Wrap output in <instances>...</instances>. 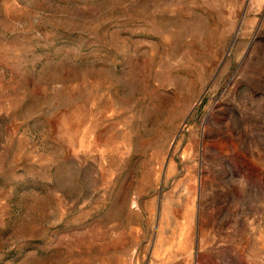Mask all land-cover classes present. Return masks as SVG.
Listing matches in <instances>:
<instances>
[{
    "label": "rangeland",
    "instance_id": "rangeland-1",
    "mask_svg": "<svg viewBox=\"0 0 264 264\" xmlns=\"http://www.w3.org/2000/svg\"><path fill=\"white\" fill-rule=\"evenodd\" d=\"M0 264H264V0H0Z\"/></svg>",
    "mask_w": 264,
    "mask_h": 264
}]
</instances>
